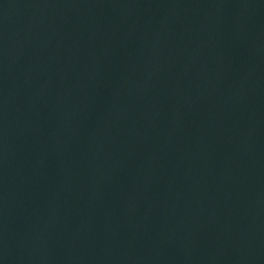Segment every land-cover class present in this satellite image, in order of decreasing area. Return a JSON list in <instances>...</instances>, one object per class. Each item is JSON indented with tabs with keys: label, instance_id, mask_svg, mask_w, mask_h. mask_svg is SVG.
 I'll use <instances>...</instances> for the list:
<instances>
[{
	"label": "water",
	"instance_id": "water-1",
	"mask_svg": "<svg viewBox=\"0 0 264 264\" xmlns=\"http://www.w3.org/2000/svg\"><path fill=\"white\" fill-rule=\"evenodd\" d=\"M0 264H264V0H0Z\"/></svg>",
	"mask_w": 264,
	"mask_h": 264
}]
</instances>
